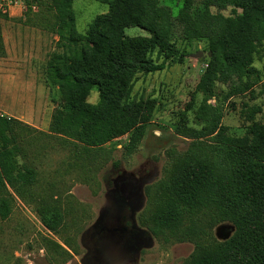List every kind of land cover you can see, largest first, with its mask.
Segmentation results:
<instances>
[{
    "label": "trees",
    "instance_id": "16d2710c",
    "mask_svg": "<svg viewBox=\"0 0 264 264\" xmlns=\"http://www.w3.org/2000/svg\"><path fill=\"white\" fill-rule=\"evenodd\" d=\"M73 1L31 0L23 14L25 25L58 37L57 50L43 67L44 78L60 94L48 135L0 114V220L11 216L14 196L38 204L43 226L63 240L42 238L55 261L70 256L64 246H70L67 233L75 221L67 220L76 211L63 208L54 195L59 192L55 184L37 190L42 177L26 164L25 146L37 148L41 139L53 138L79 148L71 150L73 163L67 167L80 171L86 182L100 168L95 163L104 157L107 143L129 134L126 155L136 152L158 105L155 98L133 94L137 75L163 71L185 57L176 48L173 21L183 25L186 38L207 41V66L193 100L200 95L206 103L217 82L246 77L257 83L264 77V68L261 73L252 66L264 41V0H173L185 4L175 20L160 0H94L108 10L83 33L75 27ZM194 1L200 6L188 10L186 3ZM227 8L231 12L225 16L221 12ZM131 27L149 36L126 35ZM4 55L0 28V57ZM191 108L190 102L179 112L181 133H188L182 125ZM200 110L209 115L208 127L191 134L195 141L186 151L167 152L166 175L144 188L147 200L138 224L164 242H191L194 249L185 264H264V123L254 120L259 108L247 112L249 124L242 137L226 134L214 110L203 105ZM206 137L216 143L203 145ZM221 222L231 224L233 232L215 241L209 230Z\"/></svg>",
    "mask_w": 264,
    "mask_h": 264
},
{
    "label": "rangeland",
    "instance_id": "374dc122",
    "mask_svg": "<svg viewBox=\"0 0 264 264\" xmlns=\"http://www.w3.org/2000/svg\"><path fill=\"white\" fill-rule=\"evenodd\" d=\"M29 1L31 0H0V5L3 2H18L23 15L28 9L26 3ZM160 4L167 7L173 20L185 5L183 1L173 0H160ZM186 6L188 10L193 11L200 4L194 1L186 3ZM72 7L75 13V27L79 33H83L98 15L108 10L106 4L94 0H74ZM36 10L35 7L34 11ZM210 11L213 14L217 12L214 7L210 8ZM230 12V8H227L221 13L228 16ZM11 15L3 13L0 7V28L4 30L7 49L23 50L22 59L17 57L16 62L12 63L17 65L14 70L25 73L26 76L35 72L36 82L30 87V100L22 103L20 86L11 84L8 94L3 93L4 98H0V114L48 135L51 116L60 106V94L58 88L44 78L43 67L49 54L57 50L55 46L58 37L23 22L11 20ZM173 22L172 34L176 48L185 57L182 63L169 66L163 71L137 75L133 94L155 98L158 105L136 152L130 156L126 155L125 147L129 134L107 143L103 147L106 155L95 163L100 168L95 174L90 173L89 177L92 178L86 182V176L79 175L80 171L69 170L67 167L68 162L73 163L71 150L75 152L80 150L79 148L65 146L53 138L41 139L37 148L25 146L24 150L29 152L26 164L30 163L42 177L37 190H46L48 184H55L59 187V192L54 195L57 194L55 197L60 198L63 208L72 206L74 212L76 211L74 218L69 216L70 220L66 219L69 223L75 221L72 230L67 233L71 237L70 246L63 245L70 253L69 258L57 257L58 261L51 260L52 256L44 247L42 238L48 237L62 243L61 236L53 234L43 226L37 214L38 204L26 203L25 200L14 196L11 216L6 221L0 220V264H82L81 258L85 249L81 235L84 230L94 225L96 219L108 208L113 191L135 196V223L145 235L141 246L131 249L132 252L124 264H185L194 249L191 242H164L153 237L146 228L138 224V214L147 200L144 188L155 184L166 175L168 151H186L195 141L191 134L208 127L210 118L200 110L202 105L219 115V127H226V134L230 136L242 137L245 134L249 124V121H246L247 112L253 107L259 108L254 120L264 123V77L257 83L246 77L241 80L234 78L224 83L217 82L213 97L206 103H203L200 95L193 100L192 93L207 66V41L186 38L183 25ZM125 34L149 36L147 31L138 27L125 29ZM13 51L11 55L14 54ZM198 52H201V55H197ZM23 53L32 54V57L25 58ZM252 66L263 72L264 41L258 46ZM93 92L96 93L95 89ZM94 100L95 96L92 97V101ZM190 102L192 108L186 113L184 123L182 122V129L188 133H181L177 128V124L181 122L179 112L184 111ZM213 137L202 138L201 142L203 145L216 143L212 140ZM79 158L83 162L84 156ZM209 231L213 240L223 241L232 234L233 227L228 222H221Z\"/></svg>",
    "mask_w": 264,
    "mask_h": 264
},
{
    "label": "flooded vegetation",
    "instance_id": "af4514ba",
    "mask_svg": "<svg viewBox=\"0 0 264 264\" xmlns=\"http://www.w3.org/2000/svg\"><path fill=\"white\" fill-rule=\"evenodd\" d=\"M134 201L130 193L113 191L108 208L81 235L82 264H124L131 249L141 246L145 235L135 223Z\"/></svg>",
    "mask_w": 264,
    "mask_h": 264
},
{
    "label": "crops",
    "instance_id": "0c3cea01",
    "mask_svg": "<svg viewBox=\"0 0 264 264\" xmlns=\"http://www.w3.org/2000/svg\"><path fill=\"white\" fill-rule=\"evenodd\" d=\"M15 3V4H14ZM13 4H8L6 2H3L0 7L1 11L9 16V19L14 20L16 22H22L23 15L20 12L22 10L21 6L18 5V2H14ZM2 30V29H1ZM45 32V31H43ZM2 39L5 47V55L3 57H0V98H4L2 95L8 94L9 90L8 87L11 84H17L20 86V90L22 92L23 98L20 100L21 103L24 101L30 100L29 98V91L32 84H35L36 82V74L35 72L31 73L30 75L26 76L25 73H20L19 71L14 70V66H17L16 64H12L13 62H16L17 57L21 58L22 49H7V43L6 39L4 38V30H2ZM17 39V38H16ZM11 51L14 52L13 55H11ZM25 58L28 56L32 57V54H25L23 53ZM20 66V65H19ZM34 67V66H33ZM17 68V67H16ZM33 69V68H32ZM24 90V91H23Z\"/></svg>",
    "mask_w": 264,
    "mask_h": 264
},
{
    "label": "water",
    "instance_id": "95a60500",
    "mask_svg": "<svg viewBox=\"0 0 264 264\" xmlns=\"http://www.w3.org/2000/svg\"><path fill=\"white\" fill-rule=\"evenodd\" d=\"M240 10H241V9H239V11H240ZM197 55H201V52H198Z\"/></svg>",
    "mask_w": 264,
    "mask_h": 264
}]
</instances>
